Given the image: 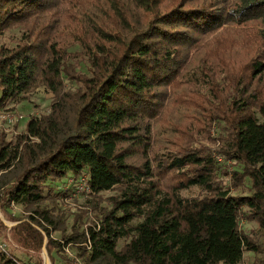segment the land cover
<instances>
[{
    "label": "trees",
    "instance_id": "16d2710c",
    "mask_svg": "<svg viewBox=\"0 0 264 264\" xmlns=\"http://www.w3.org/2000/svg\"><path fill=\"white\" fill-rule=\"evenodd\" d=\"M14 27L21 40L0 45V108L42 85L55 97L15 143L0 129V208L28 211L11 227L18 242L39 250L38 226L59 250L44 204L71 176L116 190L95 225L63 236L87 264H240L255 249L240 221L264 231V0H0V33ZM167 101L222 122L218 152L239 166V193L209 147L150 156ZM20 263L0 249V264Z\"/></svg>",
    "mask_w": 264,
    "mask_h": 264
},
{
    "label": "rangeland",
    "instance_id": "374dc122",
    "mask_svg": "<svg viewBox=\"0 0 264 264\" xmlns=\"http://www.w3.org/2000/svg\"><path fill=\"white\" fill-rule=\"evenodd\" d=\"M21 37V28H10L0 33V45H15L21 40ZM235 54V58H243L240 52ZM70 56L77 57L74 53ZM76 62L77 70L86 71L85 60L77 59ZM63 83L62 91L70 85L68 80L63 81ZM203 91L209 93L208 86ZM166 93L171 98L174 96L169 89L166 90ZM54 98V93L42 85L29 92L23 101L19 103L9 101L4 107H1L0 129L6 133L7 139L15 143L17 137L25 133L28 119L48 113ZM166 105L169 107L168 120L150 122L151 134L148 145L150 156L166 148L172 149L178 143L209 147L214 158L218 160L220 169H222L219 178L224 184L231 186V193H239L242 188L232 189L231 185V173L239 166L231 158L218 152L221 146L220 136L224 132L222 122L208 120L199 108L188 109L181 103L168 101ZM181 130H184L185 133ZM84 181L81 177L74 179L70 176L64 179L62 183H58L57 197L44 204V208L58 220L56 227L44 223L49 229L50 238L60 242L59 250L57 248L52 249V255L48 253L45 247L48 237L40 227H36L43 235V245L39 250L22 245L11 230V227L19 222L16 219H27V209L12 203L7 206L5 213L0 208V242L21 264H87L85 259L78 255V247L81 245L79 240L66 244L63 236L71 234L74 228L81 232L86 231L88 226L95 225L101 212L110 207L108 199L116 193V190L110 189L95 193ZM244 192H248L247 187H244ZM197 193L198 189L194 187L182 192L186 196H194ZM240 229L255 247L254 250H244L240 264H264V231L258 227L257 222L243 217L240 221ZM127 240H121L119 245Z\"/></svg>",
    "mask_w": 264,
    "mask_h": 264
},
{
    "label": "built area",
    "instance_id": "2783aa9c",
    "mask_svg": "<svg viewBox=\"0 0 264 264\" xmlns=\"http://www.w3.org/2000/svg\"><path fill=\"white\" fill-rule=\"evenodd\" d=\"M85 181V184L88 186V183H87V180L86 179H84ZM89 187V186H88ZM88 248H89V246H88ZM0 249L2 250V251H6V247H5V245L3 244V243H1L0 242ZM21 264V263H20Z\"/></svg>",
    "mask_w": 264,
    "mask_h": 264
},
{
    "label": "water",
    "instance_id": "95a60500",
    "mask_svg": "<svg viewBox=\"0 0 264 264\" xmlns=\"http://www.w3.org/2000/svg\"><path fill=\"white\" fill-rule=\"evenodd\" d=\"M45 252V251H44Z\"/></svg>",
    "mask_w": 264,
    "mask_h": 264
}]
</instances>
